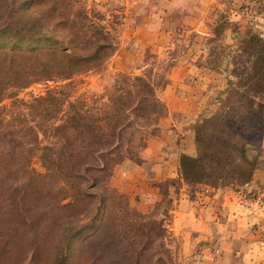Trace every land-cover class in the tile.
<instances>
[{"label": "rangeland", "instance_id": "1", "mask_svg": "<svg viewBox=\"0 0 264 264\" xmlns=\"http://www.w3.org/2000/svg\"><path fill=\"white\" fill-rule=\"evenodd\" d=\"M7 2L0 0V264L198 259L180 253L169 229L168 181L157 184L162 196L148 212L108 185L115 163L136 161L156 134L166 116L156 93L166 82L169 58L183 55L188 41L211 72L207 84L218 88L213 113L187 129L202 180L178 177L189 192L226 191L234 202L229 211L241 220L231 222L238 238L199 239L193 250L206 242L213 258L227 250V264H264V184L249 182L263 151L264 87L254 93L247 82L258 48L249 36L264 42V0H212L200 31L180 30L160 47L133 45L131 25L145 9L140 1H31L15 10ZM38 16L58 42L52 46L64 45L74 56L90 54L96 43L103 49L80 66L66 69L55 57L46 72L33 67L23 55H42L48 46L36 39Z\"/></svg>", "mask_w": 264, "mask_h": 264}, {"label": "crops", "instance_id": "2", "mask_svg": "<svg viewBox=\"0 0 264 264\" xmlns=\"http://www.w3.org/2000/svg\"><path fill=\"white\" fill-rule=\"evenodd\" d=\"M133 1L143 2L145 6L143 13L138 12V18L131 25L133 45L148 43L160 47L168 45L172 36L180 30H199L198 25L203 21L212 0ZM184 45L189 48L184 50L183 55L169 58L171 65L166 82L156 93L158 100L165 105L166 116L159 119L156 134L147 139L138 151L136 161L123 158L115 163L108 185L125 195L131 207L139 212H148L162 196L157 184L168 181L165 194L170 204L168 226L179 239L180 253L198 257L191 259L189 264H227L224 258L227 250L223 251L221 257L213 258L211 243L204 242L198 252L193 250V246L199 239L214 238L224 242L225 238L231 236L238 238V228L232 229L231 222L238 226L241 220L229 211L233 199L231 201L226 191L218 195L208 188L189 192L178 177V156H194V146L188 138L187 129L198 118L213 113L211 108H216V105L212 98L218 88L216 84H207L205 78L212 75L202 65L203 59L194 54L196 51L191 53L190 47L194 46V42L188 41ZM261 146L263 151L257 157L250 186L264 184V126Z\"/></svg>", "mask_w": 264, "mask_h": 264}, {"label": "trees", "instance_id": "3", "mask_svg": "<svg viewBox=\"0 0 264 264\" xmlns=\"http://www.w3.org/2000/svg\"><path fill=\"white\" fill-rule=\"evenodd\" d=\"M31 1H33V4L35 5L44 3L46 0H8L6 4H10L8 5L10 6L8 10H15V8H20L24 7V5H28ZM45 5H49L50 11H53L55 9L54 5H50V2H46ZM36 20L39 25V34H37L36 39L37 41L40 39L46 41L48 43L47 49L44 50L43 53H41L42 55L24 54L23 58L26 61H29L33 67L40 68L43 72H46L48 69H50L51 58L57 57L58 64L68 69L70 67L80 66L88 63L89 61L95 59L99 50L103 49L102 44L96 43L94 44L92 52L90 54L74 56L68 51V47L64 45L52 46V44H54L55 42L58 44V42L54 40L53 36L51 35V28L46 24L45 20H42L39 16ZM29 25L30 27L26 30V33L31 30L34 24L30 23ZM41 30H43L44 33H41ZM0 31L4 32L2 29ZM248 40L254 45H257L258 48L256 50L257 59L253 61V64L250 67L251 73L247 78V82L249 83V89L253 90L254 93H259L264 87V42L259 41V39L253 35L249 36ZM248 48L251 47L249 46ZM9 57L12 58L13 56L9 55ZM241 86H245V83H242ZM88 165V162H86V167H89ZM179 174L183 180L188 182H200L203 176V172L198 165V160L196 159V157H190L182 154L179 156ZM66 228L67 227L65 226V224L62 225L61 228H59V236L65 231ZM75 232L77 233V231ZM29 261L30 259H27L26 264H28Z\"/></svg>", "mask_w": 264, "mask_h": 264}]
</instances>
